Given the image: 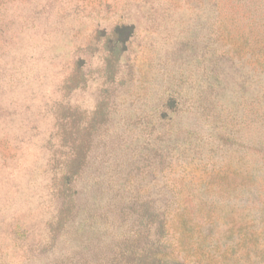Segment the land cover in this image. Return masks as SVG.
Returning a JSON list of instances; mask_svg holds the SVG:
<instances>
[{
    "label": "rangeland",
    "instance_id": "374dc122",
    "mask_svg": "<svg viewBox=\"0 0 264 264\" xmlns=\"http://www.w3.org/2000/svg\"><path fill=\"white\" fill-rule=\"evenodd\" d=\"M220 8L218 0H0V264H61L74 251L51 232L64 125L88 129L86 179L107 175L106 193L158 207L175 186L180 201L209 200L221 232L247 221L255 194L239 192L252 181L261 127L251 104L264 83L253 80L248 54L221 57ZM119 25H134L135 35L111 81L105 42ZM169 96L178 98L173 111ZM160 126L172 150L163 159ZM258 195L264 202V188Z\"/></svg>",
    "mask_w": 264,
    "mask_h": 264
},
{
    "label": "trees",
    "instance_id": "16d2710c",
    "mask_svg": "<svg viewBox=\"0 0 264 264\" xmlns=\"http://www.w3.org/2000/svg\"><path fill=\"white\" fill-rule=\"evenodd\" d=\"M218 1L222 15L226 16L217 32L221 57L235 59L248 54L254 66L253 80L264 83V0ZM243 22L249 27L247 32L241 31ZM134 35V25H119L106 39L104 65L111 81ZM251 105L253 124L262 129L254 138L251 185H241L239 193H254L255 197L244 206L247 221L238 219L222 232L216 218L211 216L213 206L208 204L209 200L203 199L204 205L180 201L175 186L160 194L167 199L158 207L140 202V196L135 193L129 195L120 189L106 193L102 187L107 175L96 171L86 179L92 151L88 129L82 135L76 124L64 125L60 130V146L67 152L50 186L56 204L51 232L65 245H72L74 251L64 253L61 264L263 263L264 249L259 246L258 232H263V238L264 202L258 194L264 188V94L255 96ZM177 106V97H167L165 108L172 110ZM174 113L177 112L174 110ZM158 114L160 123L168 117L167 111ZM94 125L90 123V127ZM163 129L160 126L155 130L156 142L164 149L155 153L160 159L168 156L163 151H172L168 144L170 133L162 132ZM165 136L168 137L165 139ZM81 180L86 182L82 190L79 189ZM83 189L87 192L86 198Z\"/></svg>",
    "mask_w": 264,
    "mask_h": 264
}]
</instances>
